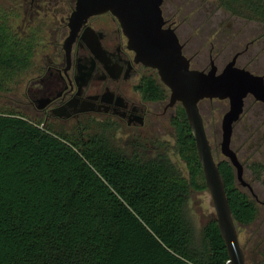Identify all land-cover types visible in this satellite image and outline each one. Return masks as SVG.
<instances>
[{"label": "trees", "instance_id": "16d2710c", "mask_svg": "<svg viewBox=\"0 0 264 264\" xmlns=\"http://www.w3.org/2000/svg\"><path fill=\"white\" fill-rule=\"evenodd\" d=\"M216 1L264 23L259 1ZM13 16L0 6V93L32 66L39 47L41 32L14 29ZM135 91L154 103L170 95L155 74ZM177 107L170 123L188 177L164 144L152 143L153 156L137 140L119 148L108 121L65 132L0 112V264H228L216 220L198 235L188 216L192 194L207 187L186 113ZM218 166L238 228L251 226L256 199L228 160Z\"/></svg>", "mask_w": 264, "mask_h": 264}, {"label": "rangeland", "instance_id": "374dc122", "mask_svg": "<svg viewBox=\"0 0 264 264\" xmlns=\"http://www.w3.org/2000/svg\"><path fill=\"white\" fill-rule=\"evenodd\" d=\"M258 1L261 6H264V0H243V4L250 2L258 4ZM31 4V0H0V6L11 9L15 15L11 17L9 23L14 29L26 32L31 26L41 32L39 47L33 58L32 66L16 78V82L11 85L9 91L0 93V112H13L33 122L42 123L44 119L36 110L28 108V102L39 97L37 92L42 88L39 79L45 76L48 64L54 65V62L59 64L62 59L63 43L69 35L68 18L75 8V0H35L33 11H30ZM163 10L166 18H171V14H175V18H172L177 21L178 26H185L191 30L195 46L200 51L201 57L205 58L203 65L194 64L195 68L199 69V67L205 66L210 68L209 55L211 54L212 42L217 40L220 42L216 43L212 56L216 66L222 70L231 61L233 55L245 47L246 43L260 38L263 48L257 67L260 72H264V23L252 18V15L245 13L244 9H239V13L235 14L221 8L216 0H166ZM25 11L27 12V21L23 24L22 21L26 17ZM208 14H211V18ZM106 15L97 19L96 24L101 28L108 27L115 30L118 27L121 30L118 21L112 15ZM238 31L244 32L241 37L234 36ZM235 44L237 46H234ZM258 47L259 45L251 46L250 50ZM218 51H221L220 59L216 58ZM252 69L257 70V68ZM138 72L137 78L124 85L126 95L132 99H140L135 87L142 77L157 75L154 70L142 66ZM121 85L123 84L121 83ZM100 86L97 84L93 91H98ZM117 86L120 87V85ZM167 103L168 101L159 106L151 107L150 114L155 117L142 128L129 129L127 123L111 121L110 123L114 124L113 127H116L113 132L114 143L119 148H127L136 139L151 156L155 154L152 149L155 148L154 144H164L169 149L168 154L173 163L178 166L183 175L188 177L187 166L175 150V132L170 123L171 117L176 114L178 107L168 109L165 117H157L163 113ZM245 109L243 119L234 127L231 146L238 153L240 161L245 164V180L254 187V194L256 195L254 198L257 201L259 214L254 224L246 228H238V231L247 263L258 264L264 260V107L247 102ZM200 111L210 143L212 147L215 145L213 153L218 163L225 159L221 154L220 145L222 120L229 111V102L203 101ZM49 124L52 129L70 132L69 127H54L51 122ZM254 164L258 166H256L258 169L253 166ZM254 169L258 171L261 169L259 174L257 173L259 176ZM187 210L198 235H201L209 223L216 220L212 199L207 190L193 193Z\"/></svg>", "mask_w": 264, "mask_h": 264}, {"label": "water", "instance_id": "95a60500", "mask_svg": "<svg viewBox=\"0 0 264 264\" xmlns=\"http://www.w3.org/2000/svg\"><path fill=\"white\" fill-rule=\"evenodd\" d=\"M34 1V0H32ZM164 0H75L68 18L69 35L63 43L68 64L72 47L82 28L91 18L112 15L127 39V48L135 54L134 63L154 70L169 91L166 111L180 105L187 116L205 184L216 214V222L227 248L228 264H248L241 246L237 223L229 204L224 180L208 138L200 103L228 101L229 111L222 120L221 154L236 171L237 182L256 197L245 180V169L232 149L234 126L240 120L245 100L252 96L264 103V78L235 67V60L218 73L212 63L209 71L191 67L174 29L166 27L162 5Z\"/></svg>", "mask_w": 264, "mask_h": 264}, {"label": "flooded vegetation", "instance_id": "af4514ba", "mask_svg": "<svg viewBox=\"0 0 264 264\" xmlns=\"http://www.w3.org/2000/svg\"><path fill=\"white\" fill-rule=\"evenodd\" d=\"M34 1L31 0L30 11H33ZM165 1L162 5V12L166 27L174 29L183 47V54L190 60L191 67L197 69L194 64L203 65L205 58L201 57L200 51L195 46L191 30L185 26H178L177 21L174 20L175 14H171L174 18L164 16L163 6ZM26 14L25 11L26 17L22 21L23 24L27 21ZM202 14L204 15V12ZM211 14H208L209 17ZM101 17L91 18L87 25L82 28L72 47L69 64L63 48L61 51L62 59L59 64L55 62L54 65L48 64L45 76L39 79L42 86L41 90L37 92L39 97L28 102L29 109L36 110L44 119V122H51L54 127H69V131H72L76 127L80 128L84 124L94 121H101L102 123L118 121L119 123H127L129 129L142 128L155 117L150 114L151 107L162 104L145 101L138 92L140 99H132L126 95L124 85L137 78L139 75L138 69L142 65L134 63L135 54L128 50L127 39L125 40L122 30H119L118 27L115 30L108 27L101 28L96 24L97 19ZM242 33L244 32L238 31L234 36L241 37ZM216 43L220 42L218 40L212 42L213 45L211 46L210 68L205 66L199 67L197 70L207 72L211 69L212 63L216 66L215 59L212 56ZM258 45V48L250 50L251 46ZM261 45L260 38L249 41L242 50L233 55L227 65L235 60L236 68L264 78V72H260L257 67L260 63V52L263 48ZM234 46H237V44ZM221 56V51H218L216 58L220 59ZM225 67L222 70L217 67L218 73L222 72ZM252 68H257V70ZM97 84L101 85L100 89L93 91ZM117 85H120V87ZM247 102L264 107V103L248 96L245 100L244 112L238 123L245 115ZM165 108L163 113L157 115V117L167 115L168 110L166 111ZM133 141H136V139Z\"/></svg>", "mask_w": 264, "mask_h": 264}]
</instances>
